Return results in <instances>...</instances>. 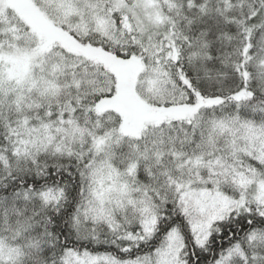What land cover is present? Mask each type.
Listing matches in <instances>:
<instances>
[{
  "label": "snow or ice",
  "instance_id": "6c2138e0",
  "mask_svg": "<svg viewBox=\"0 0 264 264\" xmlns=\"http://www.w3.org/2000/svg\"><path fill=\"white\" fill-rule=\"evenodd\" d=\"M0 264H264V0H0Z\"/></svg>",
  "mask_w": 264,
  "mask_h": 264
}]
</instances>
